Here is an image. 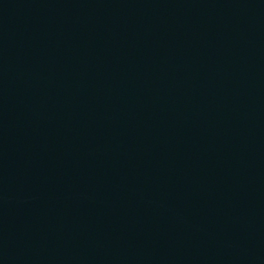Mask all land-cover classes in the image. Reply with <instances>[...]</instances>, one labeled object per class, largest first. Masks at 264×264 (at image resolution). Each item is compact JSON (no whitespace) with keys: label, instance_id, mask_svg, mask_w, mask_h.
Listing matches in <instances>:
<instances>
[{"label":"water","instance_id":"obj_1","mask_svg":"<svg viewBox=\"0 0 264 264\" xmlns=\"http://www.w3.org/2000/svg\"><path fill=\"white\" fill-rule=\"evenodd\" d=\"M0 264H264V0H0Z\"/></svg>","mask_w":264,"mask_h":264}]
</instances>
